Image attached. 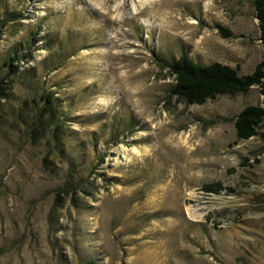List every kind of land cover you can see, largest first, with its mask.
<instances>
[{
	"label": "rangeland",
	"instance_id": "1",
	"mask_svg": "<svg viewBox=\"0 0 264 264\" xmlns=\"http://www.w3.org/2000/svg\"><path fill=\"white\" fill-rule=\"evenodd\" d=\"M182 55L251 73L254 0H0V264H264V95L188 104Z\"/></svg>",
	"mask_w": 264,
	"mask_h": 264
},
{
	"label": "trees",
	"instance_id": "2",
	"mask_svg": "<svg viewBox=\"0 0 264 264\" xmlns=\"http://www.w3.org/2000/svg\"><path fill=\"white\" fill-rule=\"evenodd\" d=\"M256 16L259 19L260 39L264 43V0H254ZM221 33L229 37L232 32L218 25ZM18 57L11 58L6 65H14ZM175 76V85L171 92L180 100L188 104H204L210 99L221 95L234 96L239 93L247 94L257 87L264 95V57L257 63L251 73L241 74L239 67H233L222 62L203 65L182 55L175 62L168 65ZM5 78L0 69V97L4 93ZM48 99V97L46 98ZM264 122V105L249 104L235 117V127L239 140H247L259 135ZM220 181L203 185L207 193L219 194L224 189ZM94 259L90 264H96Z\"/></svg>",
	"mask_w": 264,
	"mask_h": 264
},
{
	"label": "bare ground",
	"instance_id": "3",
	"mask_svg": "<svg viewBox=\"0 0 264 264\" xmlns=\"http://www.w3.org/2000/svg\"><path fill=\"white\" fill-rule=\"evenodd\" d=\"M137 6V5H136ZM136 8V7H135ZM132 9H134V8H132ZM135 12V11H134ZM136 13V12H135ZM117 16L118 17H120V15H119V12H118V14H117ZM147 133H144V134H142V135H146ZM149 134V133H148ZM122 151H124L126 154H127V156H129V158H130V161L131 160H133L132 158L133 157H137V156H141L142 155V151L141 150H139L138 149V147H136V148H133V149H130V148H128V147H125V146H122ZM146 151L147 152H150V148H146ZM118 163H119V161H117ZM192 215H194L193 213H191Z\"/></svg>",
	"mask_w": 264,
	"mask_h": 264
}]
</instances>
